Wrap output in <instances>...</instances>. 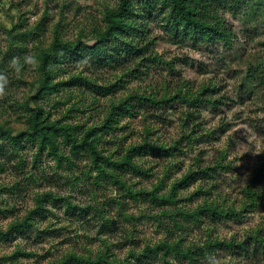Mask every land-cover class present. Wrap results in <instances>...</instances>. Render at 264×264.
I'll return each mask as SVG.
<instances>
[{
  "label": "clouds",
  "instance_id": "1",
  "mask_svg": "<svg viewBox=\"0 0 264 264\" xmlns=\"http://www.w3.org/2000/svg\"><path fill=\"white\" fill-rule=\"evenodd\" d=\"M0 264H264V0H0Z\"/></svg>",
  "mask_w": 264,
  "mask_h": 264
}]
</instances>
